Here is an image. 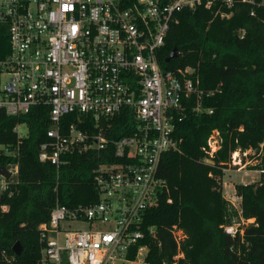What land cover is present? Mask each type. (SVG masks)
<instances>
[{"label": "built area", "instance_id": "obj_1", "mask_svg": "<svg viewBox=\"0 0 264 264\" xmlns=\"http://www.w3.org/2000/svg\"><path fill=\"white\" fill-rule=\"evenodd\" d=\"M238 3L254 0H132L128 5L123 0H0V27L9 35V51L0 57V112L19 117L49 108L41 162L59 169L68 156L90 152L114 159L94 170L97 202L70 208L57 201L39 226L42 264H62L64 258L68 264H151L144 241L158 233L143 222L159 197L169 193L159 175L162 158L179 150L176 122L190 109L213 114L204 102L215 94L202 89L190 67L162 69L158 55L179 13L216 9V15L229 18ZM127 109L134 112V132L109 139L108 121ZM70 115L76 121L68 123ZM14 131L20 142L27 136L26 125ZM221 146L220 131L213 130L203 162L212 164ZM0 151L18 155V148L0 145ZM7 169L11 178L0 175L2 192L18 180V165ZM226 232L234 236L237 229L226 227ZM173 236L177 264L185 257L186 235L174 228Z\"/></svg>", "mask_w": 264, "mask_h": 264}, {"label": "trees", "instance_id": "obj_2", "mask_svg": "<svg viewBox=\"0 0 264 264\" xmlns=\"http://www.w3.org/2000/svg\"><path fill=\"white\" fill-rule=\"evenodd\" d=\"M123 1L128 5L132 0ZM177 18L159 52V63L164 70H196L202 89L215 91L204 102L214 113L196 115L190 109L176 122L173 135L179 150L165 153L159 169L169 193L159 197L143 222L158 233L156 239L144 241L151 248L147 260L175 263L178 246L173 230L178 228L186 239L181 246L185 257L177 264H264V0L238 3L229 18L204 8L183 11ZM174 49L178 57L167 62ZM8 51L9 35L0 27V57ZM76 118L70 115L65 120ZM108 123L109 139L132 135L136 127L130 109ZM17 125L27 127L21 142L14 131ZM50 126L47 107L19 117L0 112V145L18 148L17 157L0 151V168L19 167L17 182L9 181L0 198V264H42L39 226L49 220L57 201L70 208L97 202L94 170L114 161L104 152H90L68 156L59 169L41 162L40 145ZM213 130L220 131L222 146L212 164H206L204 148ZM248 151L255 152L252 169L260 172V179L235 186L240 213L224 197L223 170L234 153ZM235 218L245 224L240 223L232 236L226 227L234 226ZM17 243L23 247L21 255L14 252ZM62 264H68L65 258Z\"/></svg>", "mask_w": 264, "mask_h": 264}, {"label": "rangeland", "instance_id": "obj_3", "mask_svg": "<svg viewBox=\"0 0 264 264\" xmlns=\"http://www.w3.org/2000/svg\"><path fill=\"white\" fill-rule=\"evenodd\" d=\"M21 132L26 133V128L24 126L21 127ZM247 155L240 154L239 157L234 159L232 157V162L228 166V168L224 169V178H223V194L227 201H229L232 209L241 211V199L236 196L235 186L238 184H251L258 182L260 179V172L253 170V166L255 165V161L252 160L254 157V151L246 152ZM235 162V163H234ZM241 162V163H240ZM2 191L0 190V198L2 195ZM241 213V212H240ZM238 218L234 219V229H237L241 225L245 223L243 220L239 222ZM86 226L83 225V228Z\"/></svg>", "mask_w": 264, "mask_h": 264}, {"label": "water", "instance_id": "obj_4", "mask_svg": "<svg viewBox=\"0 0 264 264\" xmlns=\"http://www.w3.org/2000/svg\"><path fill=\"white\" fill-rule=\"evenodd\" d=\"M179 55V52L177 49H174L173 52L168 56L167 58V62H170L172 59H175L177 58ZM0 175L6 179V180H9L11 178V172L8 171V169L6 167H2L0 168ZM23 251V247L20 243H17L15 246H14V252L16 255H21Z\"/></svg>", "mask_w": 264, "mask_h": 264}, {"label": "bare ground", "instance_id": "obj_5", "mask_svg": "<svg viewBox=\"0 0 264 264\" xmlns=\"http://www.w3.org/2000/svg\"><path fill=\"white\" fill-rule=\"evenodd\" d=\"M237 154H238V152H237Z\"/></svg>", "mask_w": 264, "mask_h": 264}]
</instances>
